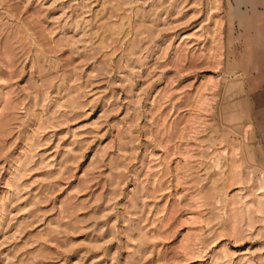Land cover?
<instances>
[{"label": "rangeland", "instance_id": "obj_1", "mask_svg": "<svg viewBox=\"0 0 264 264\" xmlns=\"http://www.w3.org/2000/svg\"><path fill=\"white\" fill-rule=\"evenodd\" d=\"M251 2L0 0V264H264Z\"/></svg>", "mask_w": 264, "mask_h": 264}, {"label": "crops", "instance_id": "obj_2", "mask_svg": "<svg viewBox=\"0 0 264 264\" xmlns=\"http://www.w3.org/2000/svg\"><path fill=\"white\" fill-rule=\"evenodd\" d=\"M251 2L250 7L252 14V23L244 29L246 32L252 33L255 38L253 51L247 54L248 67L251 68L250 75L247 79L255 81L246 88V93L250 99L251 110L254 113L252 121L254 127L264 129V0H248Z\"/></svg>", "mask_w": 264, "mask_h": 264}, {"label": "bare ground", "instance_id": "obj_3", "mask_svg": "<svg viewBox=\"0 0 264 264\" xmlns=\"http://www.w3.org/2000/svg\"><path fill=\"white\" fill-rule=\"evenodd\" d=\"M261 188V187H260ZM260 198V197H259ZM260 200V199H259Z\"/></svg>", "mask_w": 264, "mask_h": 264}]
</instances>
